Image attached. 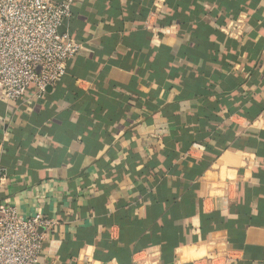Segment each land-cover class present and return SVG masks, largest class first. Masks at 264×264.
<instances>
[{
  "label": "crops",
  "instance_id": "crops-1",
  "mask_svg": "<svg viewBox=\"0 0 264 264\" xmlns=\"http://www.w3.org/2000/svg\"><path fill=\"white\" fill-rule=\"evenodd\" d=\"M66 31L63 81L0 101V200L56 223L38 264H264V0H72Z\"/></svg>",
  "mask_w": 264,
  "mask_h": 264
},
{
  "label": "built area",
  "instance_id": "built-area-1",
  "mask_svg": "<svg viewBox=\"0 0 264 264\" xmlns=\"http://www.w3.org/2000/svg\"><path fill=\"white\" fill-rule=\"evenodd\" d=\"M72 0H0V101L16 102L29 86L40 99L67 75L81 44L66 27ZM64 28V32L60 29ZM240 29L234 24L230 32ZM3 176L0 177V183ZM56 223L37 212L24 217L9 200H0V264H38ZM211 264H234L235 251L214 249Z\"/></svg>",
  "mask_w": 264,
  "mask_h": 264
},
{
  "label": "water",
  "instance_id": "water-1",
  "mask_svg": "<svg viewBox=\"0 0 264 264\" xmlns=\"http://www.w3.org/2000/svg\"><path fill=\"white\" fill-rule=\"evenodd\" d=\"M60 32H61V33L64 32V28H61V29H60Z\"/></svg>",
  "mask_w": 264,
  "mask_h": 264
}]
</instances>
